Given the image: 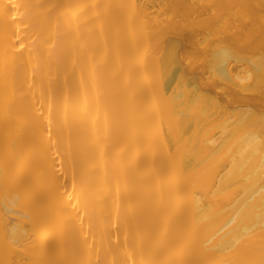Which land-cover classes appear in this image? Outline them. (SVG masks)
I'll return each instance as SVG.
<instances>
[{"label":"bare ground","instance_id":"1","mask_svg":"<svg viewBox=\"0 0 264 264\" xmlns=\"http://www.w3.org/2000/svg\"><path fill=\"white\" fill-rule=\"evenodd\" d=\"M0 264H264V0H0Z\"/></svg>","mask_w":264,"mask_h":264}]
</instances>
